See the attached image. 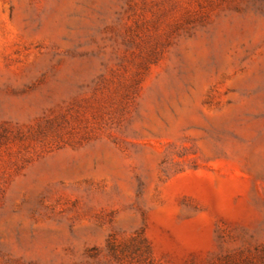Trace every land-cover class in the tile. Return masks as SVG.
<instances>
[{
  "label": "rangeland",
  "instance_id": "obj_1",
  "mask_svg": "<svg viewBox=\"0 0 264 264\" xmlns=\"http://www.w3.org/2000/svg\"><path fill=\"white\" fill-rule=\"evenodd\" d=\"M0 264H264V0H0Z\"/></svg>",
  "mask_w": 264,
  "mask_h": 264
}]
</instances>
